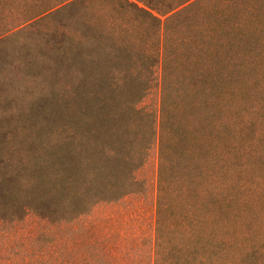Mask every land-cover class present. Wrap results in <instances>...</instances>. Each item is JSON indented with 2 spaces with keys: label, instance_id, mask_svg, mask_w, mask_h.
Listing matches in <instances>:
<instances>
[{
  "label": "rangeland",
  "instance_id": "rangeland-1",
  "mask_svg": "<svg viewBox=\"0 0 264 264\" xmlns=\"http://www.w3.org/2000/svg\"><path fill=\"white\" fill-rule=\"evenodd\" d=\"M216 162L250 243L264 0H0V264H165L160 166L190 204Z\"/></svg>",
  "mask_w": 264,
  "mask_h": 264
},
{
  "label": "trees",
  "instance_id": "trees-1",
  "mask_svg": "<svg viewBox=\"0 0 264 264\" xmlns=\"http://www.w3.org/2000/svg\"><path fill=\"white\" fill-rule=\"evenodd\" d=\"M221 162L225 160L222 158ZM219 164L216 162L209 170V183H198L190 196V204L186 197L187 186L164 178V169L160 166L155 200V242L156 247L160 245L166 252L165 264H243V257L248 254L260 251L264 256V199L259 198L262 203L258 225L250 234V243H245L243 231L232 224L238 213V203L243 206L239 192L242 183L226 177L223 173L227 169ZM257 187L264 195V180ZM190 242L192 258L189 259L186 253Z\"/></svg>",
  "mask_w": 264,
  "mask_h": 264
}]
</instances>
